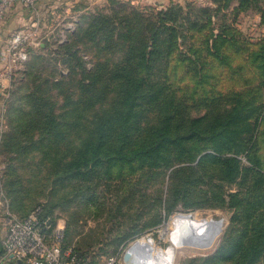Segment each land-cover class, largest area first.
<instances>
[{
  "label": "trees",
  "instance_id": "obj_1",
  "mask_svg": "<svg viewBox=\"0 0 264 264\" xmlns=\"http://www.w3.org/2000/svg\"><path fill=\"white\" fill-rule=\"evenodd\" d=\"M210 1L216 12L226 8L235 17L256 10L257 26L264 29V0ZM107 3L119 8L129 4ZM186 5L185 12L173 1L163 7L156 4V9L145 7L149 14L133 7L123 14L97 12L78 33L68 35H74V43L92 42L90 68V61H84L85 69L82 56L67 49L68 37L54 45V52L77 57L81 76L64 80L72 86L60 88L59 110L39 97L27 108H18V153L33 151L30 146L35 145L43 154L37 169L39 165L56 183L99 173L94 169L100 165L108 176L116 164L152 176H166L171 169L157 198L167 214L178 205L187 207L185 196L196 187L221 189L216 198L226 200L233 212L222 236L232 231L200 262L264 264V33L252 39L227 24L204 33L209 20L202 22L199 11L212 8ZM181 39L189 41L184 50ZM27 62L18 78L30 73ZM10 148L17 150L16 145ZM242 154L246 165L238 158ZM231 182L243 189L227 193L223 184ZM1 190L10 211L20 218L39 207L41 216L54 224L60 221L44 203L20 213L9 183L5 181ZM132 234L113 237L110 252L107 241L93 248L71 243L64 225L63 247L99 264ZM193 262L186 259V264Z\"/></svg>",
  "mask_w": 264,
  "mask_h": 264
},
{
  "label": "rangeland",
  "instance_id": "obj_2",
  "mask_svg": "<svg viewBox=\"0 0 264 264\" xmlns=\"http://www.w3.org/2000/svg\"><path fill=\"white\" fill-rule=\"evenodd\" d=\"M169 1L181 5L184 12L188 10L186 5L188 2L196 5V8H204L210 5L209 7L212 9H207L205 12H200L199 9L195 10L199 11L198 17L202 22L207 23L209 20L208 29L204 33L208 30H218L226 24L233 28L236 27L252 39L264 33V29L257 26L259 18L256 10L250 8L247 11L239 12L238 17H235L228 10L226 11V8L216 12L210 0H161L158 3L149 4H131L128 2L129 4H125L121 8L117 6V3L112 5L108 3L84 5L80 1H76L74 5L67 6L69 12H65V14H63L61 5L55 7L56 15H50L47 23L60 24L65 16H67L65 18L67 21L76 15L79 19V23L76 24L73 31L76 33L78 28L83 27L85 22L97 12L110 14L116 10L126 13L129 11L128 8L133 7L147 14L148 11L145 7L156 9L158 7L156 4L163 7L167 6ZM184 15L187 17L186 13ZM41 17L42 15H39L38 19L42 31L47 25L45 22L47 20L44 16V20ZM8 27H12V23ZM190 33L188 30L185 31L186 36H189ZM73 36L70 35L69 39L67 38V49L76 51L79 57L82 56V62L86 59L88 62L90 61L86 63V67L87 64L92 66V55L95 51V48L92 49V42L74 43ZM188 44V40L183 41L181 39L179 41L182 50ZM53 48L54 45L50 42L45 43L43 48H36L35 51H32L33 53L27 62L28 70L31 67L30 73L21 78L16 77L3 96L4 105L0 120V188L5 181L9 183L13 189L12 196L17 199L18 210L22 214L28 212L36 204H46L47 208L55 212L60 219L58 222L65 227L67 226V237L71 243L83 248H93L107 241L110 243L108 248L111 252L114 249L113 245H115L112 242L113 237L117 234L124 236L135 232L129 239L123 241L122 245L119 244L116 247L120 253V264H127L124 261L126 251L145 236H150L153 239L154 248L165 250L169 241L167 238H163L160 232L177 214H192L202 221L219 223L220 229L223 228L221 235H217L209 248H178L174 251L172 258V264H186V259H194L193 263L195 264H209L200 262V259L211 257L215 253L216 245L220 239L222 240L232 231L231 228L225 236H222L228 227L233 212L226 200L221 201L216 198L215 193L221 189L196 187L185 196L187 207L182 208L178 205L176 209L167 214V210L159 204L157 198L160 194L159 188L163 182L165 185L168 181L167 174L171 169L167 170L166 176L163 175V172L152 176L140 171L141 169L134 173L131 172L130 170L134 167L132 165L122 164L123 166H121L116 164L111 173L112 176H108L106 172H101L105 166L100 165L94 169L96 172L99 170L100 174L90 172L85 174L84 178H68L56 183L52 180V176L45 174L44 171L43 173L40 172L39 165L37 169V161L43 154L34 149L35 145L31 144L30 147H33V151L30 150L31 153L30 151L18 153V108L20 109V106L27 108L36 97H39L47 103L56 104V108L59 110L62 105V95L59 90L68 87L71 83L69 80L68 83L63 84L64 80L76 76L72 78L75 80V78H79L81 73V66L77 57L66 55L67 53L63 50L54 52ZM22 102L24 104L20 105ZM13 126H15V130L12 129ZM32 133L34 131L29 133L30 135L27 134L26 137L30 138L33 136ZM5 135L8 137L7 140L4 138ZM15 145L17 146L16 151L10 148ZM238 158L241 164H247L244 154ZM190 164L193 162L182 165ZM246 186H248V181ZM21 187L24 188L18 191V188ZM223 187L227 193L243 189L236 182L225 183ZM262 191L264 192V189ZM3 203L2 197H0V213Z\"/></svg>",
  "mask_w": 264,
  "mask_h": 264
},
{
  "label": "built area",
  "instance_id": "obj_3",
  "mask_svg": "<svg viewBox=\"0 0 264 264\" xmlns=\"http://www.w3.org/2000/svg\"><path fill=\"white\" fill-rule=\"evenodd\" d=\"M39 0H0V23L8 10L20 4L33 12L34 20L20 26L5 40L0 49V91L7 92L10 83L24 69L32 51L41 48L45 43L53 45L64 43L72 33L78 21L76 15L60 24H48L41 32L39 12L36 8ZM90 68L91 65L87 64ZM3 204L0 227L3 236L0 240L2 254L21 264H92L89 256L82 258L70 248L64 249V226L54 224L50 217L41 216V209L35 208L25 218L10 211L8 203L0 188ZM99 264H120V253L101 258Z\"/></svg>",
  "mask_w": 264,
  "mask_h": 264
},
{
  "label": "bare ground",
  "instance_id": "obj_4",
  "mask_svg": "<svg viewBox=\"0 0 264 264\" xmlns=\"http://www.w3.org/2000/svg\"><path fill=\"white\" fill-rule=\"evenodd\" d=\"M176 215V214H175ZM220 224L200 220L192 214H177L160 232L169 245L165 250L156 249L153 239L145 236L131 245L124 255L127 264H172L174 251L178 248H209L221 233Z\"/></svg>",
  "mask_w": 264,
  "mask_h": 264
},
{
  "label": "crops",
  "instance_id": "obj_5",
  "mask_svg": "<svg viewBox=\"0 0 264 264\" xmlns=\"http://www.w3.org/2000/svg\"><path fill=\"white\" fill-rule=\"evenodd\" d=\"M76 1H80V3L84 5L87 4L98 5L100 3L101 4L107 3V0H40V3L38 5L39 13H40L39 15H43L45 17V20H47L45 22L48 25L47 22L48 19L50 18V15H54V14L56 15L55 13L56 10H54L55 7L61 5V8L63 9V14H65V12H69V8L67 6L74 5ZM122 1H126L131 4H137V3L149 4V3H156L161 0H122ZM33 20H34L33 13L28 8L20 4H15L14 6H12L0 23V49L2 48L5 40L12 34L13 31H15L20 26L31 23ZM11 23H12V27H8L9 25H11ZM41 32L43 33L44 29ZM5 93H6L5 91H0V120L2 118V111H3L2 107L4 105L3 96L5 95ZM3 234H4L3 229L0 227V240ZM0 264H21V263L11 258H5L1 250Z\"/></svg>",
  "mask_w": 264,
  "mask_h": 264
},
{
  "label": "water",
  "instance_id": "obj_6",
  "mask_svg": "<svg viewBox=\"0 0 264 264\" xmlns=\"http://www.w3.org/2000/svg\"><path fill=\"white\" fill-rule=\"evenodd\" d=\"M223 229V228H222Z\"/></svg>",
  "mask_w": 264,
  "mask_h": 264
}]
</instances>
